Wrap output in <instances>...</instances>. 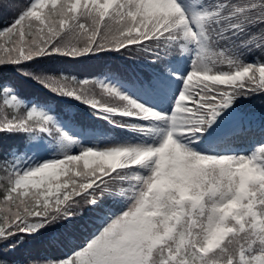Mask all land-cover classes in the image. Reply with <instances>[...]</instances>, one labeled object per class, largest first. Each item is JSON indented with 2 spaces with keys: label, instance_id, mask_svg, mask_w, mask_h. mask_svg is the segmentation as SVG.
<instances>
[{
  "label": "snow or ice",
  "instance_id": "obj_1",
  "mask_svg": "<svg viewBox=\"0 0 264 264\" xmlns=\"http://www.w3.org/2000/svg\"><path fill=\"white\" fill-rule=\"evenodd\" d=\"M0 16V264H264V0Z\"/></svg>",
  "mask_w": 264,
  "mask_h": 264
},
{
  "label": "trees",
  "instance_id": "obj_2",
  "mask_svg": "<svg viewBox=\"0 0 264 264\" xmlns=\"http://www.w3.org/2000/svg\"><path fill=\"white\" fill-rule=\"evenodd\" d=\"M28 0H18V3L23 7ZM12 19L11 16H0V27L6 26L10 20ZM258 56V54H257ZM249 60L253 59L252 56L248 57ZM61 67L66 68L68 72L72 75H77L79 78H95L97 76L102 78V73L105 70H111L113 72H117L120 74L127 75L126 72V64L122 57H119L118 54H112L108 58L104 60H94L89 61L81 64L76 63H67L62 65ZM25 94L30 95V90L25 89ZM75 103V102H73ZM63 108V105H60ZM254 108L257 112L264 110V102H261L259 99H256L254 104ZM75 110V108L73 109ZM20 143L19 140L10 141V144H18ZM249 148V144L246 142L241 143L240 148ZM81 239H83L84 235H87V232H80L78 233Z\"/></svg>",
  "mask_w": 264,
  "mask_h": 264
}]
</instances>
